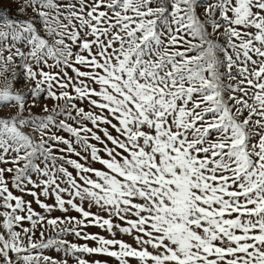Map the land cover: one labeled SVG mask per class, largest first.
<instances>
[{"label": "snow or ice", "instance_id": "snow-or-ice-1", "mask_svg": "<svg viewBox=\"0 0 264 264\" xmlns=\"http://www.w3.org/2000/svg\"><path fill=\"white\" fill-rule=\"evenodd\" d=\"M0 264H264V0H0Z\"/></svg>", "mask_w": 264, "mask_h": 264}]
</instances>
